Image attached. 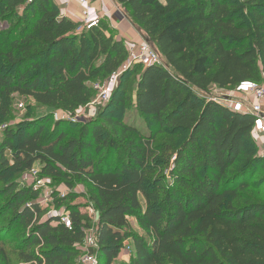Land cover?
<instances>
[{
  "label": "trees",
  "instance_id": "obj_1",
  "mask_svg": "<svg viewBox=\"0 0 264 264\" xmlns=\"http://www.w3.org/2000/svg\"><path fill=\"white\" fill-rule=\"evenodd\" d=\"M114 1L161 65H134L95 119L52 118L48 131L51 116L6 126L16 99L28 111L33 103L75 114L94 100L93 83L127 61L126 42L106 36L102 22L77 32L53 0H0V264H14L12 247L15 264H76L82 255L89 228L78 208H66L70 229L42 216L38 192L18 181L32 169L70 191L83 187L60 203L82 197L94 207L98 264H114L126 241L130 264H264L252 118L202 97L246 81L264 87V0Z\"/></svg>",
  "mask_w": 264,
  "mask_h": 264
},
{
  "label": "built area",
  "instance_id": "obj_2",
  "mask_svg": "<svg viewBox=\"0 0 264 264\" xmlns=\"http://www.w3.org/2000/svg\"><path fill=\"white\" fill-rule=\"evenodd\" d=\"M78 4L82 7L80 13V20L77 25V32L82 31H90L93 28H97L104 16H95L92 14L91 2L90 0H77ZM116 17L121 21H127V19L116 9ZM126 48L128 52L127 61L122 65L120 70L113 74L111 78H109V85H94L93 89L95 91L94 100L88 104L87 106L81 108L78 112L73 115L70 114H53V119L55 122L58 121H71L74 123H87L88 119L97 115L101 106H104L108 103L109 97L113 90L115 89L119 77L122 73L129 70L134 65H141L142 67H148L151 65H161L162 60L159 54L152 48L149 42L143 41L139 44H134L127 42ZM236 94L241 95L244 99L243 103H235L230 99V96H224L222 99L220 98H210L203 97L207 102H215L229 110L248 115L252 118V134H256L262 141H264V87L250 81L240 83L235 90L233 91ZM88 110V114L85 115L84 112ZM3 129V128H2ZM0 129V130H2ZM259 155L261 158H264V149L260 150ZM29 174L34 176V181L30 186L34 191H38L42 188H46L44 182L46 179L40 176V172L38 169H32ZM56 192L53 190L50 192V198L53 197V194H57V197L64 199L70 194L72 191L64 188V190L56 189ZM74 192H76L74 190ZM84 191H80L76 193L78 196L82 195ZM48 194H46L47 196ZM86 203V211L93 220L97 221L96 211L94 207L87 202L86 199L80 198ZM79 210V209H78ZM80 212V211H79ZM81 214V213H80ZM48 218L54 217L58 219V224L63 225L66 229L71 228V221L69 217V213L66 208L63 210H59L58 212H48L46 215ZM97 239H96V230L92 229L89 233L86 232V236L82 243V255L78 259L76 264H98L97 260ZM132 248L129 244V241L123 243V248L120 254L131 252ZM119 254V255H120Z\"/></svg>",
  "mask_w": 264,
  "mask_h": 264
},
{
  "label": "rangeland",
  "instance_id": "obj_3",
  "mask_svg": "<svg viewBox=\"0 0 264 264\" xmlns=\"http://www.w3.org/2000/svg\"><path fill=\"white\" fill-rule=\"evenodd\" d=\"M122 12V11H121ZM0 28H7L6 24H0ZM112 33L110 31V29L107 32L106 36H111ZM137 77L134 76L130 79V83H129V87H133L135 81H136ZM109 85L110 82L107 80H103L102 82H95L93 83L94 85ZM232 91H219L216 88H210L208 94H206V96H202V97H210V98H220L222 99L224 96H230V99L235 102V103H243L244 99L242 97H240L241 95L236 94ZM27 102L23 99L17 98L16 102H15V106L13 107L15 110V114L13 115L12 119L10 120V122H8L6 124V126H13L14 124L21 122L22 120L25 119L26 120H31V119H38L44 116H51V121L48 124L47 130L49 131L52 128V118H53V114H62V112H57V111H52L46 108H41V107H37L34 106L33 103H30V108L32 110L28 111L27 110ZM103 107V106H101ZM100 107V108H101ZM100 110V109H99ZM99 112V111H98ZM85 115L88 114V110L84 112ZM27 115V116H26ZM98 115V113H97ZM96 115V116H97ZM95 116V118H96ZM93 117L89 118L88 121H91L93 119H95ZM125 119L129 121V123H134V126H136L139 129H143L145 127V123L143 122V119L141 118H137L135 113L132 110H128L127 114L125 115ZM64 122H68L71 124H76L74 122L71 121H64ZM6 126H0V129L6 127ZM63 130H67V131H71L70 136L76 135L73 134V130L77 132V127L76 126H70V125H63L62 126ZM1 131V130H0ZM250 145L253 147L254 149V153H255V158H257L259 161H261V165L264 166V158H261L259 155L260 150L264 149V141H262L256 134H252V138L250 140ZM262 171L261 169H258L256 175L252 178V180H259L262 177ZM18 181L20 182L21 186H28L31 185L32 182L34 181V176L32 174H29V172H26L24 174H22ZM35 182V181H34ZM46 188H42L40 190H38V197L35 199L38 204L40 205V207L43 210V215L45 216L47 215L48 212H58L59 210H63L64 208H67L68 205L72 206V207H76L79 209L80 213H81V220L83 222V224L87 225L89 230L88 233L95 228V221L93 220L92 217L89 216V214L86 211V203L84 200L79 199V197H76L74 199H70L68 198L67 200H64L63 203L61 202V198L57 197V194H53V197L50 198V192L53 190L54 192H56V189H60V190H64L65 186L62 183H59L58 185L55 184L52 180H46V182H44ZM74 191H72V193L75 195H77L76 193L80 192V191H84L83 187L81 186H76L74 188ZM70 193V194H72ZM46 194H48L46 196ZM69 196V194L67 195ZM66 198V197H65ZM64 198V199H65ZM5 220V217L0 219V223L2 221ZM131 223H132V227L133 230L135 232H138V228L133 225V219H131ZM21 232V228H15L14 230H12V232L10 233V235L8 236V240L6 245L8 246L9 250L11 249V246H15L19 239L17 237H15L17 234H19ZM129 244L131 245V242H129ZM13 248L10 250L12 251L11 253V259L12 261L16 262V255L13 254ZM132 248V247H131ZM9 251V252H10ZM133 257V251L131 252H127V253H123L120 254V257L117 258V260L114 261V264H130V261ZM78 261V260H77ZM20 264V263H19Z\"/></svg>",
  "mask_w": 264,
  "mask_h": 264
},
{
  "label": "crops",
  "instance_id": "obj_4",
  "mask_svg": "<svg viewBox=\"0 0 264 264\" xmlns=\"http://www.w3.org/2000/svg\"><path fill=\"white\" fill-rule=\"evenodd\" d=\"M60 13L68 20L78 23L80 20V13L82 7L77 0H53ZM92 14L97 16H104L102 23L110 29L112 37L124 42L139 44L146 41L143 33L132 25L131 22H121L116 17V9L123 15L119 5L114 0H90ZM124 16V15H123ZM120 257V255L118 256Z\"/></svg>",
  "mask_w": 264,
  "mask_h": 264
}]
</instances>
